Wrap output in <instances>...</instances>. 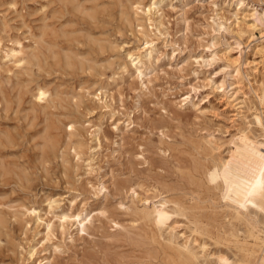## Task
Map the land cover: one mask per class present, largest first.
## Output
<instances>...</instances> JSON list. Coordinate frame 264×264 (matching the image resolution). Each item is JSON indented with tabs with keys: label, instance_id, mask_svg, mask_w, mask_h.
Masks as SVG:
<instances>
[{
	"label": "rangeland",
	"instance_id": "obj_1",
	"mask_svg": "<svg viewBox=\"0 0 264 264\" xmlns=\"http://www.w3.org/2000/svg\"><path fill=\"white\" fill-rule=\"evenodd\" d=\"M152 2L144 21L133 7ZM254 11L264 0H0V264H238L250 227L206 172L242 133L264 144ZM146 41L140 77L127 54ZM160 202L164 225L139 219Z\"/></svg>",
	"mask_w": 264,
	"mask_h": 264
},
{
	"label": "bare ground",
	"instance_id": "obj_2",
	"mask_svg": "<svg viewBox=\"0 0 264 264\" xmlns=\"http://www.w3.org/2000/svg\"><path fill=\"white\" fill-rule=\"evenodd\" d=\"M157 6L158 5H156V2H152L149 6L146 7V9L144 7H140L139 5L133 8L136 13L138 10L141 12V17L144 19V21H149L150 19L147 18L148 15L155 12L158 13L157 11H159L160 7ZM251 16L255 18L256 22L255 25L251 27L252 31L258 30V33L260 35H263L264 17H262L261 14H259L257 11H254ZM143 45L144 48H142L141 50H137L136 53L133 54L132 52L127 54L130 60L134 57L131 66L140 77H142V75L140 73L138 65L142 64V53L146 52V50L150 48L151 42L149 43V41H146ZM3 59H8L13 64H17L18 66L22 65L25 61L22 49L10 50L7 54H5V56H3ZM46 97L47 92L44 89H37L35 93V98L37 100L42 101L45 100ZM256 98H258L260 103L264 101V90L261 92V96L257 95L256 93ZM234 101H236L235 97ZM236 105L237 104H235V106ZM263 120L260 116H255L257 125L262 126ZM70 129H72V126H70ZM206 177L208 182L211 184L217 182L218 180L221 181L223 187L222 199L226 203H228V205H230L234 218L240 222H244L248 227H250L248 236L254 241V245L253 248L245 250L244 253L246 255L241 257L238 264H264V222L261 224V230H255L254 224L250 220H248L246 216L249 206L255 209V213H262L264 215V144L257 143L249 139L246 134L242 133L238 137L237 143L233 144V149L231 148V151L229 152V158L222 162H217L209 169H207ZM165 204V202H160L158 206H153L152 209L149 208L150 211H147L146 209L144 212L139 213V219L148 222L152 221V223L156 224L157 226L164 225L165 222L169 219V216H171L167 212ZM36 212L38 214V211ZM33 213L34 212H32V214ZM66 219L70 220V218L65 217L63 218L62 222L66 221ZM74 220L76 225L80 228V230H78L81 232L85 231V220H80V217L78 215ZM37 221L41 222L42 224L45 223V228L47 230L46 237H48L51 231L50 224L44 222L43 219H41L39 216L37 217ZM61 226L63 228V223ZM260 235H263V238ZM39 244L40 242H37L32 246H28L27 250L25 251L28 261L34 262L36 260ZM168 244L171 246L173 245L178 251L181 258H183V260H185L186 262H193L196 260L195 253L192 252L191 248L186 244H173L171 241L168 242ZM43 261H45L44 264H50V261L45 258L42 259L39 263ZM223 262L226 261L224 260Z\"/></svg>",
	"mask_w": 264,
	"mask_h": 264
}]
</instances>
